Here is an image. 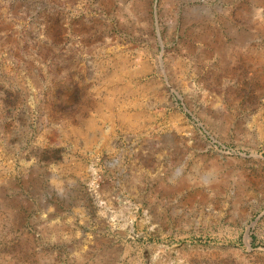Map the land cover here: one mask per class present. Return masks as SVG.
<instances>
[{"label":"rangeland","instance_id":"1","mask_svg":"<svg viewBox=\"0 0 264 264\" xmlns=\"http://www.w3.org/2000/svg\"><path fill=\"white\" fill-rule=\"evenodd\" d=\"M0 264H264V0H0Z\"/></svg>","mask_w":264,"mask_h":264}]
</instances>
